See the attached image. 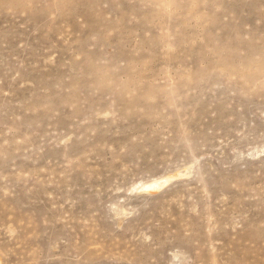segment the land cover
<instances>
[{
  "label": "rangeland",
  "instance_id": "374dc122",
  "mask_svg": "<svg viewBox=\"0 0 264 264\" xmlns=\"http://www.w3.org/2000/svg\"><path fill=\"white\" fill-rule=\"evenodd\" d=\"M0 264H264V0H0Z\"/></svg>",
  "mask_w": 264,
  "mask_h": 264
},
{
  "label": "bare ground",
  "instance_id": "6f19581e",
  "mask_svg": "<svg viewBox=\"0 0 264 264\" xmlns=\"http://www.w3.org/2000/svg\"><path fill=\"white\" fill-rule=\"evenodd\" d=\"M152 184H154V183H152ZM156 185V184H155ZM148 187H149V185H148ZM151 187V186H150Z\"/></svg>",
  "mask_w": 264,
  "mask_h": 264
}]
</instances>
